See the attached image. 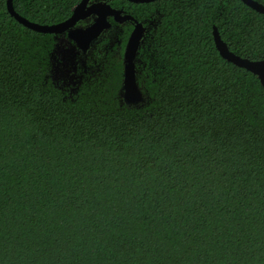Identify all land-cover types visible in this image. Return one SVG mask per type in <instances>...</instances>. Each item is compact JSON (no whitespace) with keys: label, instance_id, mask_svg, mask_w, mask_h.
I'll list each match as a JSON object with an SVG mask.
<instances>
[{"label":"trees","instance_id":"obj_1","mask_svg":"<svg viewBox=\"0 0 264 264\" xmlns=\"http://www.w3.org/2000/svg\"><path fill=\"white\" fill-rule=\"evenodd\" d=\"M81 1L13 4L53 25ZM106 1L148 26L138 105L122 95L131 21L70 94L51 75L55 34L0 0V264H264V85L214 37L264 59V13Z\"/></svg>","mask_w":264,"mask_h":264},{"label":"water","instance_id":"obj_2","mask_svg":"<svg viewBox=\"0 0 264 264\" xmlns=\"http://www.w3.org/2000/svg\"><path fill=\"white\" fill-rule=\"evenodd\" d=\"M90 0H82L74 9L72 16L66 21L59 24H40L30 21L15 10L13 0H7V7L10 13L22 24L37 31L44 33H62L69 30V36L80 46H89L97 39L102 31L111 26L109 16H112L116 22L124 23L132 21L134 29L131 32L124 51V82L122 87L123 100L129 105H138L144 102L146 95L141 90L137 80L136 59L146 34L148 26L144 22L139 21L133 15L126 13L123 8H115L108 1L101 0L92 2ZM132 2H151L154 0H130ZM245 3L264 13V5L255 0H243ZM97 14L96 20L88 27H76L71 29L83 17ZM214 37L217 47L226 59L235 64L245 67L253 73L257 74L264 85V59L253 60L248 57H242L231 51L227 43L221 38L218 30L215 28Z\"/></svg>","mask_w":264,"mask_h":264},{"label":"flooded vegetation","instance_id":"obj_3","mask_svg":"<svg viewBox=\"0 0 264 264\" xmlns=\"http://www.w3.org/2000/svg\"><path fill=\"white\" fill-rule=\"evenodd\" d=\"M98 1L101 0H90L89 5L92 2ZM96 18L97 14L83 17L76 25L71 27V29L76 27H88L96 20ZM109 20L112 25L105 28L100 36L87 47L80 46L76 41L70 38L69 30L55 34L57 46L52 54L51 75L53 80L57 84H61V87L66 89L70 94L77 91L78 85L83 78V73L89 69L92 65V60L95 59V51L98 47L102 46L103 42L108 38L113 39L114 36L116 37L119 30H121L122 25L128 22H116L112 16H109Z\"/></svg>","mask_w":264,"mask_h":264}]
</instances>
